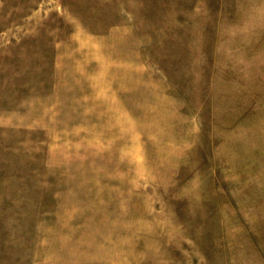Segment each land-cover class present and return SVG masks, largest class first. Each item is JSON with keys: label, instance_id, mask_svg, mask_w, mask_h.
<instances>
[{"label": "rangeland", "instance_id": "rangeland-1", "mask_svg": "<svg viewBox=\"0 0 264 264\" xmlns=\"http://www.w3.org/2000/svg\"><path fill=\"white\" fill-rule=\"evenodd\" d=\"M0 264H264V0H0Z\"/></svg>", "mask_w": 264, "mask_h": 264}]
</instances>
